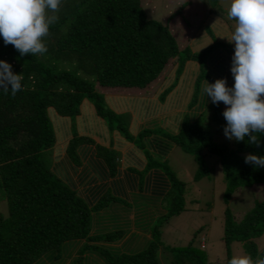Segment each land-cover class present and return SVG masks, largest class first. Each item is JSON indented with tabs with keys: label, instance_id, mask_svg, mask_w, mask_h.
<instances>
[{
	"label": "trees",
	"instance_id": "trees-1",
	"mask_svg": "<svg viewBox=\"0 0 264 264\" xmlns=\"http://www.w3.org/2000/svg\"><path fill=\"white\" fill-rule=\"evenodd\" d=\"M183 5L160 22L145 15L140 0H63L59 20L45 38L48 50L43 56H21L14 46H5L0 36V60L23 77L22 90L15 96L11 85L8 93L0 88V194L6 205L5 215H0V264H40L47 257L57 264L61 249L70 242L79 244L68 261L71 264H160L159 249L165 253L162 258L167 257L166 264H210L204 243H200L202 238L183 246H164L159 240L160 224L177 215L183 204V184L166 165L173 147L197 164L195 179L207 171L202 156L216 157L223 181L221 241L226 256L229 246L238 243L244 255L254 260L264 258V167L244 163L248 154L264 156V134H256L259 147L247 136L239 143L214 142L209 123L224 135L227 122L221 112L222 102L214 105L206 95L196 100L198 78L184 106L191 112L196 109V114L190 118L180 114L170 132L143 127L132 136L123 125L124 116L104 103L105 94L144 95L171 65L172 81L160 94L163 99L173 91L187 60L206 57L209 48L192 53L179 47L168 29L169 19L180 15ZM207 82L214 83L208 77ZM83 101L92 105L108 131L117 132L141 151L142 170H128L136 174L135 193L144 192L148 182L153 184L150 196L168 198L167 212L149 228V238L138 251H117L125 232H95L91 217L111 201L127 203L129 197H116L104 189L89 199L79 194L69 179L72 171L83 168L90 146L95 156L85 166L94 165L99 174L113 176V152L93 144L86 135L72 133L64 157H52L59 134L53 121H71ZM96 159L99 165L94 163ZM84 172L82 169L80 174ZM149 174L151 181L147 180ZM241 188H252L253 192L249 190V208L235 218L227 204Z\"/></svg>",
	"mask_w": 264,
	"mask_h": 264
},
{
	"label": "rangeland",
	"instance_id": "rangeland-1",
	"mask_svg": "<svg viewBox=\"0 0 264 264\" xmlns=\"http://www.w3.org/2000/svg\"><path fill=\"white\" fill-rule=\"evenodd\" d=\"M230 2L231 0H213L212 4L210 0H140L145 15L160 22H164L183 3L180 15H174L169 19V31L174 35L179 46L186 47L192 53L209 48L206 57L187 60L189 66L184 63L180 69L181 75L183 70L186 75L188 71L191 72H189V83L193 81V84L191 85L190 96L193 92L195 78L200 80L196 100L202 96L201 89L204 80L207 81V77L214 82L217 79H226L228 87L234 85L231 66L235 45L229 43L228 39L225 38L235 26L234 21L228 20L227 17ZM209 10L210 12L207 13ZM221 53L224 54V58ZM181 54L180 52L179 55ZM167 67L168 70L171 65ZM214 68L217 74H215ZM158 83L155 81L144 95L150 96L155 93ZM176 85L172 90L175 89ZM158 100L161 101L162 99L158 96ZM104 103L106 106V95L104 96ZM199 103L203 105L205 101ZM225 107L222 102V113ZM181 110L177 115H171L173 112H170L166 117L155 119L157 122H148L149 125L146 124V126L160 129L165 133L170 132L169 130L173 128L169 122L173 123L175 117L179 118L180 114H186L190 118L197 111L194 109L191 112L186 107ZM123 116V125L126 124L127 126L129 115L124 114ZM70 123L71 132L76 133L78 124L75 117H72ZM215 129L214 125L209 123L213 141L216 143L227 142L228 139L225 135L220 134ZM202 160L207 171L195 179L197 164L187 154L180 152L177 147L170 149L166 157V165L174 177L183 184V204L182 210L177 215L169 217L166 222L160 224L158 228L160 230L159 240L164 246H183L191 239L197 242L202 238L203 241L201 240L200 243H204L208 262L210 264H228L233 256L244 254L238 243H232L226 256L221 241V221L224 207L221 198L223 191L222 174L214 155L204 154ZM251 189L241 188L230 197L227 205L235 218H239L249 208V190L253 192ZM167 209V196L153 197L135 193L129 195V202L111 201L104 209L92 214L91 217L94 220L95 232L122 229L125 235L116 246V250L131 253L144 247L149 238V228L157 225V220L161 219ZM5 212V201L0 194V215L4 216ZM78 248V242L66 243L60 251V259L56 261L57 264H71L68 261L73 258ZM158 253L159 263L166 264L164 260H167V257L162 258L165 253L161 249ZM40 262V264H56L48 257Z\"/></svg>",
	"mask_w": 264,
	"mask_h": 264
},
{
	"label": "clouds",
	"instance_id": "clouds-1",
	"mask_svg": "<svg viewBox=\"0 0 264 264\" xmlns=\"http://www.w3.org/2000/svg\"><path fill=\"white\" fill-rule=\"evenodd\" d=\"M63 0H0V36L4 45H12L21 56L47 52L45 38L50 27L59 20ZM234 28L225 38L235 45L232 57V87L226 79L209 84L204 80L201 95L211 103L226 106L222 115L226 120L225 137L237 143L249 137L260 146L257 133L264 134V0H231L227 12ZM22 75L14 74L12 65L0 60V88L13 96L22 90ZM245 164L264 167V156L248 154ZM228 264H264V258L235 255Z\"/></svg>",
	"mask_w": 264,
	"mask_h": 264
},
{
	"label": "crops",
	"instance_id": "crops-1",
	"mask_svg": "<svg viewBox=\"0 0 264 264\" xmlns=\"http://www.w3.org/2000/svg\"><path fill=\"white\" fill-rule=\"evenodd\" d=\"M179 44V43H178ZM181 47V46H179ZM223 55V54H221ZM224 58V55L222 56ZM186 64L189 63L185 62ZM191 66V65H190ZM188 74L183 73L178 76V83L173 89L169 91L161 101L158 100V96L166 89L172 81V66L157 80L158 86H156V92L148 96L146 95H127L123 93H111L106 95V107L112 112L117 114H128V131L135 136L136 132L143 128H153L148 122L156 121L155 119L162 118L170 112L171 115L179 114L180 110L186 106L189 98L191 85L193 81L189 83ZM75 120L78 124L76 133L77 135H86L96 145H100L113 152L114 162H116L115 173L113 176L107 174H99L98 171L93 169V166L87 165L88 161L92 163V157L95 156L93 153V146H90L84 162H82L83 168L76 172L70 173V181L74 183L75 189L80 191L83 197L93 199L97 197L100 192L104 189H109L111 194L116 197L128 198L131 193H135L134 187L137 184L136 174L129 169L141 171L144 165V158L141 151L127 139L119 135L115 131H108L103 119L95 115L93 107L87 101H83L80 105V110ZM179 121L178 117H175L170 125L172 128L174 124ZM71 121L67 118L57 119L53 121V124L59 128V134L56 139V143L52 148V157L58 160L64 157V147L69 138L72 136L70 123ZM157 122V121H156ZM165 123V122H164ZM167 123V122H166ZM93 154V155H92ZM97 163V159L94 160ZM99 165V163H97ZM103 168V172L106 173L103 162L100 163ZM85 167V169H84ZM87 168V169H86ZM85 171V175L80 174L81 170ZM150 175H148V181H151ZM153 184L147 182L144 192L139 194L150 195L151 191L149 188ZM144 194V195H146ZM157 195V194H155Z\"/></svg>",
	"mask_w": 264,
	"mask_h": 264
}]
</instances>
